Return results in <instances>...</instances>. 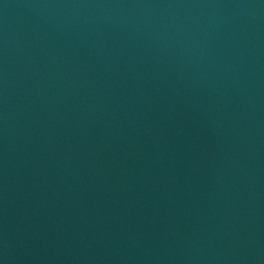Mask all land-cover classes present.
I'll use <instances>...</instances> for the list:
<instances>
[{"label": "water", "instance_id": "water-1", "mask_svg": "<svg viewBox=\"0 0 264 264\" xmlns=\"http://www.w3.org/2000/svg\"><path fill=\"white\" fill-rule=\"evenodd\" d=\"M0 264H264V0H0Z\"/></svg>", "mask_w": 264, "mask_h": 264}]
</instances>
